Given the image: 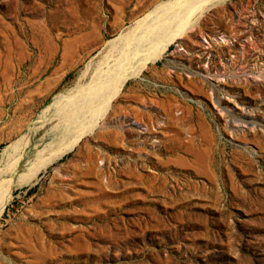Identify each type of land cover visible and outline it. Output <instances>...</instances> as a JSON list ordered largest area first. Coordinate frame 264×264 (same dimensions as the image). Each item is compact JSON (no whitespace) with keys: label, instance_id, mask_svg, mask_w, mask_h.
I'll return each instance as SVG.
<instances>
[{"label":"rangeland","instance_id":"rangeland-1","mask_svg":"<svg viewBox=\"0 0 264 264\" xmlns=\"http://www.w3.org/2000/svg\"><path fill=\"white\" fill-rule=\"evenodd\" d=\"M169 1L0 0V172L56 149L60 103ZM214 1L15 187L0 264H264V0Z\"/></svg>","mask_w":264,"mask_h":264},{"label":"bare ground","instance_id":"bare-ground-1","mask_svg":"<svg viewBox=\"0 0 264 264\" xmlns=\"http://www.w3.org/2000/svg\"><path fill=\"white\" fill-rule=\"evenodd\" d=\"M214 3H216L214 0L210 3L202 0L169 1L165 5L158 6V11L153 17L145 16L139 19L134 31L123 34L118 41H110V44L119 52V63L113 69L98 71L88 85L79 88L77 95L72 98L70 95L69 100L60 103L56 114L61 118L62 123L58 127L56 135V149L48 155L41 154L29 168H20L22 171L19 174V161L24 154L21 152L15 157L16 159L9 168L0 172V214L11 199L15 187L29 182L43 166L72 148L84 134L90 132L99 120H103L105 111L110 106L111 98L119 92L126 79L131 74H135L137 69L143 68L149 61L160 57L170 42L189 29L201 16L203 10ZM196 9H198V13L193 20L191 14ZM132 59L138 60L139 65L135 72H128L124 67L130 65ZM44 151L42 152L44 153ZM28 155L30 156V153ZM6 175H10V178L6 179V183H3Z\"/></svg>","mask_w":264,"mask_h":264}]
</instances>
